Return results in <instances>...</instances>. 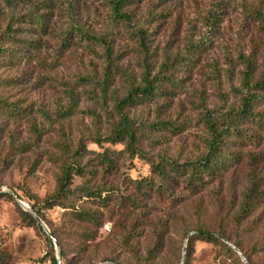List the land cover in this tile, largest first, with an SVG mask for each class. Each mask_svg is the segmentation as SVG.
<instances>
[{
  "label": "rangeland",
  "instance_id": "obj_1",
  "mask_svg": "<svg viewBox=\"0 0 264 264\" xmlns=\"http://www.w3.org/2000/svg\"><path fill=\"white\" fill-rule=\"evenodd\" d=\"M73 2L77 18L85 29L93 34L105 32L110 13L106 0ZM130 9L133 14L130 28L144 29L149 40L148 50L144 52L137 38L126 31L129 26L118 24L116 33L108 38L114 46L116 63L124 71L139 78L145 61L153 64L154 73L167 58L183 56L189 51L193 55L191 65L173 72L176 82L158 79L167 97L130 110L132 116L143 121L178 122L181 129L157 132L161 142L147 151L156 161L160 156L184 161L201 150L206 109L229 105L233 93L241 87L245 69L242 57L253 55L255 58V78L262 69L264 0H144ZM66 15V4L52 10L49 18L55 29L41 37L44 44L36 56L20 66L0 68V77L22 75L25 78L22 86L8 90L10 100L29 107L31 117L42 132L34 150L16 153L7 168L0 164V194L14 191L28 206L41 209L42 220L60 241L56 240L59 250L64 251L62 264H213L218 248L204 240L195 241L187 257V238L198 227L215 232L226 230L232 241H242L246 253L255 258L253 253L264 241V198L241 225L236 226L232 215L246 185L247 154H255L257 170L264 175V133L257 132L260 137L255 145L241 146L245 151L241 161L206 190L191 195L177 188L175 196L181 193L185 196L173 201L156 192L146 195L145 190L136 188L134 181L153 177L148 161L138 156L130 158L122 144L99 146L92 141L94 133L107 131L109 122L97 98V85L86 83L85 78L101 76L105 67L104 49L77 37L67 51L57 54V30L66 26ZM4 27L5 21L0 18V33ZM169 72L159 75L171 76ZM112 77L110 91L122 93L121 74L113 71ZM68 85L78 92V104L76 113L64 119L57 110L68 104L65 92ZM107 102L110 111L112 103ZM8 129L15 130L20 140L31 138L24 122L11 124ZM83 137L84 146L95 153L108 148L121 151L115 159L116 169L98 168L94 180L99 186L115 188L113 194L106 196L105 205L77 202L96 215L94 223L79 222L59 206H44V201L55 192V177L59 172L58 164L51 161L49 153L56 154V144L65 138L77 145ZM2 141L8 142L6 138ZM81 183L83 180L75 177L71 187ZM116 195L132 196L138 204H123ZM11 197L0 195V264H52L56 245L46 240L38 222L39 228L23 219L17 206L23 208ZM162 223H166L162 226L163 243L151 254L148 251L156 243L155 232ZM258 257L264 261V252L258 251Z\"/></svg>",
  "mask_w": 264,
  "mask_h": 264
},
{
  "label": "trees",
  "instance_id": "obj_2",
  "mask_svg": "<svg viewBox=\"0 0 264 264\" xmlns=\"http://www.w3.org/2000/svg\"><path fill=\"white\" fill-rule=\"evenodd\" d=\"M142 1L144 0H106L110 10L108 25L104 33L93 34L79 22L73 0H0V18L5 21V27L0 33V68L17 67L36 56L44 44L41 37L50 34L55 29L54 26L51 27L49 15L54 8L66 4L67 24L64 28L57 30L58 39L55 46L57 54L67 51L75 44L77 37L99 44L104 49L105 67L101 76L85 78L86 83L97 85L99 91L97 98L102 102V108L109 122L107 131L94 133L92 141L99 146H102V143L122 144L123 151L130 158L138 156L148 161L153 177L134 181L136 188L141 192L145 190L146 195L156 192L171 201L182 200L185 196L183 193L178 197L175 196L177 188L184 189L191 195L206 190L213 181L228 175L230 170L241 161L245 152L240 149L241 146L255 145V141L260 137L257 132L264 133V57L260 63L262 69L255 78V58L253 55L243 56L241 62L244 63L245 69L242 72V84L233 93V101L221 109H206L203 115L205 135L201 137V150L197 155L186 158L184 161L160 156L156 161L147 151L148 148L161 142L160 136L156 133L159 131L177 132L181 127L177 125L178 122L170 119L143 121L132 116L130 110L137 105L157 103L160 98L167 97L165 96L167 93L163 95L164 91L160 89L158 79L162 77L176 82L177 78L173 72H177L182 66L191 65L190 60L194 58L190 51L183 56L176 55L172 59L167 58L164 65L156 69L154 73L153 64L145 61L139 78L118 66L112 40L108 38L116 33L115 29L119 26L118 24L129 26L126 31L131 32L130 34L137 38L144 52L148 50L147 32L142 28L133 30L130 28L133 17L130 6ZM113 71L120 73L123 79V92L120 94L110 91ZM166 72H169L171 76L159 75ZM24 80L22 75L0 77V89L3 91L0 93V164L2 168L8 167L16 153L22 154L34 150L42 135L34 118L31 117L30 108L10 100L8 90L22 86ZM65 92L68 104L58 107L57 110V114H61L64 119L76 113L79 95L75 87L70 85L66 87ZM107 101L112 103L110 111ZM21 122L28 125L31 138L20 140L15 130L6 131L9 125ZM4 138L8 140L7 144L2 141ZM83 139L84 137L77 145H74L68 138H65L56 144L58 149L56 154L49 153L51 161L58 164L59 172L55 177V192L44 201V206L47 208L59 206L67 210L79 222L94 223L97 220L96 215L84 209L82 205L79 206L77 202H92L93 204L99 202L100 206L105 205L106 196L113 194L115 188L106 185L99 186L94 180L98 170L116 169L115 159L121 151L108 148L102 153H95L84 146ZM247 158L246 185L240 193L237 209L232 215V221L236 226L248 219L251 213L255 212L257 204L264 198V175L257 170L255 154L249 153ZM75 177L81 178L83 183L71 187ZM0 195L12 199L9 194ZM116 199L121 200L123 204L128 203L132 206L138 204L132 196L123 198L116 195ZM17 208L24 220L39 228L32 215L19 206ZM31 208L43 218L39 207L32 205ZM165 224L162 223L161 228H157L156 243L148 251L149 253L154 254L158 246L163 243L164 228L162 226ZM51 233L60 243L54 232ZM216 235H221L227 241L233 242L249 264H264V261H260L258 257V251L264 252V241L253 253L255 258H252L246 253L242 241H232V236L224 229L215 232L202 227L196 228L195 233L188 237L187 257L192 253L194 242L204 240L218 248L213 264H229L228 261L232 262V260L237 264H243L235 249ZM46 240L51 243L47 235ZM60 254L61 259H64L62 248ZM51 261L52 264H57L55 257H52Z\"/></svg>",
  "mask_w": 264,
  "mask_h": 264
},
{
  "label": "water",
  "instance_id": "obj_3",
  "mask_svg": "<svg viewBox=\"0 0 264 264\" xmlns=\"http://www.w3.org/2000/svg\"><path fill=\"white\" fill-rule=\"evenodd\" d=\"M8 192L10 195H12L18 202V204L23 208V210L27 211L30 215H32V217L42 226L45 234L54 242V244L57 247V253H56V262L57 264H62V260H61V254H60V250L57 244V241L55 239V237L53 236V234L51 233L50 229L47 227V225L45 224V222L42 220V218L39 216V214L37 212H35L30 206H28L27 204H25L23 201H21L18 197V195L11 190L5 191ZM193 233L189 234L192 235ZM206 234H208L206 232ZM188 236V237H189ZM217 237H219L220 239H222L225 243L229 244L230 246H232L235 251L242 257L243 261L245 262V264H249L246 260V258L243 257L242 252L240 251L239 248H237L235 245L231 244L229 241L226 240V238H224L221 235H216ZM188 239V238H187ZM101 264H105V263H101ZM116 264V263H114Z\"/></svg>",
  "mask_w": 264,
  "mask_h": 264
},
{
  "label": "built area",
  "instance_id": "obj_4",
  "mask_svg": "<svg viewBox=\"0 0 264 264\" xmlns=\"http://www.w3.org/2000/svg\"><path fill=\"white\" fill-rule=\"evenodd\" d=\"M43 264H45V263H43Z\"/></svg>",
  "mask_w": 264,
  "mask_h": 264
}]
</instances>
